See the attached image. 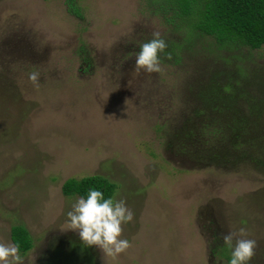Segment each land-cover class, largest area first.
<instances>
[{
	"label": "rangeland",
	"instance_id": "1",
	"mask_svg": "<svg viewBox=\"0 0 264 264\" xmlns=\"http://www.w3.org/2000/svg\"><path fill=\"white\" fill-rule=\"evenodd\" d=\"M74 1L0 0V241L25 226L23 264H228L244 228L264 264L263 50L186 41L152 0ZM156 31L181 50L138 71ZM90 176L134 212L115 260L65 224Z\"/></svg>",
	"mask_w": 264,
	"mask_h": 264
},
{
	"label": "clouds",
	"instance_id": "2",
	"mask_svg": "<svg viewBox=\"0 0 264 264\" xmlns=\"http://www.w3.org/2000/svg\"><path fill=\"white\" fill-rule=\"evenodd\" d=\"M168 43L159 31L152 33V38L139 45L135 54V67L148 73L162 71L163 58L171 59L172 54L166 49ZM40 72L31 71L28 79L35 87L40 84ZM66 227L77 233L86 247L102 250L104 254L115 260L130 246V241L122 237L123 226L133 221L134 212L124 199L105 196L95 187L89 188L86 195L77 196L66 213ZM246 230L239 229V234L229 231L223 236L224 246L230 250L228 264H250L255 255L257 242L245 238ZM24 255L18 242L0 241V264H23Z\"/></svg>",
	"mask_w": 264,
	"mask_h": 264
},
{
	"label": "trees",
	"instance_id": "3",
	"mask_svg": "<svg viewBox=\"0 0 264 264\" xmlns=\"http://www.w3.org/2000/svg\"><path fill=\"white\" fill-rule=\"evenodd\" d=\"M66 1L69 2L72 12L80 16L75 1ZM152 2L160 5L161 10H165L167 24L177 28V31L186 29L184 33L186 41L200 35L212 37L220 49L245 47L264 52V0H152ZM181 47L174 45L170 53L177 57V50H181ZM92 187L102 190L106 197L114 196L117 191V185L107 178L90 176L69 179L63 186V194L66 197L82 196ZM11 236L13 242L21 245L22 255L33 249L32 236L25 226H13ZM82 255L84 257L86 253L82 252ZM56 262L68 264L63 260Z\"/></svg>",
	"mask_w": 264,
	"mask_h": 264
}]
</instances>
